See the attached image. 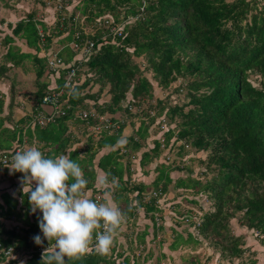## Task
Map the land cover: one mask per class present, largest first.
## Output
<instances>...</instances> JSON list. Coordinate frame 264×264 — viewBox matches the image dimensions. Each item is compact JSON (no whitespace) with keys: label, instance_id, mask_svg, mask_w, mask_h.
I'll list each match as a JSON object with an SVG mask.
<instances>
[{"label":"trees","instance_id":"16d2710c","mask_svg":"<svg viewBox=\"0 0 264 264\" xmlns=\"http://www.w3.org/2000/svg\"><path fill=\"white\" fill-rule=\"evenodd\" d=\"M6 1H15V5L30 1L40 6L48 2ZM75 1L80 2L79 11L85 20L104 24L105 20H110L113 26L116 25L119 8L127 6L124 18L130 16L134 21L123 26L120 35L111 33L109 28L106 32L97 29L94 34L85 33L74 26L76 16L68 12L70 7L75 6ZM61 3L63 10L55 14V22L68 32L66 41L77 44L78 48L87 42L93 43V53L77 70V77L81 73L84 78L65 89V98L71 109L65 116L44 127H24L23 121L13 120V103L18 92L14 84L10 85L7 113L1 116L4 94L0 93V152H9L12 144L19 146L25 137L29 141L35 139L43 142L46 148L55 145L56 153L63 152L69 145L65 135L66 121L73 117L77 108H86V101H92L100 114L122 112L128 117L143 115L145 120L139 121L135 136L129 137L124 145L131 152H138L143 147L142 141L149 137L148 128L155 124L158 117L168 116L169 125L174 123V127L166 133L157 132L152 149L141 153L140 168L159 157L161 137L167 150L174 139L175 142H185L195 152L207 153L202 173L204 181L188 177L175 183L176 188L191 191L199 197L204 195L210 204L208 210L200 214L198 222L193 224L195 233L190 232L188 237L196 244L198 237L208 242L212 253L218 254L217 264L240 259L245 253L243 233H231V219L238 216L236 222L240 228L256 232L264 239V8L258 10L255 0H61ZM139 9H143L142 14ZM25 14L15 24L6 22V25L12 36L24 40L33 53L19 54L6 50L5 54H0V79H10L15 66L24 59L32 58L37 90L29 96L23 95L33 97L37 105L50 90L48 79H54V82L59 80L60 86L64 74L51 78L46 70L47 54L53 53L51 50L39 55L41 48L47 50L53 42L48 34L49 29L46 30L42 23L46 21L37 19L33 11ZM37 26L40 28L37 29ZM59 34L56 39L61 38ZM2 41L6 46L12 38L6 35ZM75 53L78 52L66 47L65 51L58 52V56L65 63H70ZM141 57L144 69L136 62ZM145 70L152 72L156 86L164 91L179 77L191 78L183 88L187 102L182 105L175 103L168 108L157 102L156 112L151 117L150 112L154 107L149 102L153 98V84L144 76ZM251 77L255 78L254 81ZM96 85L97 91H91ZM145 102L148 103L146 109L143 108ZM131 107H142V114L131 112ZM88 123L93 122L89 120ZM122 127L111 135L102 133L98 148L116 145ZM180 148L184 149L183 146ZM85 152L87 158L84 160H77L75 152L71 158L79 166H84L87 190L92 188L90 180L94 178L92 162L96 152H92L91 146H87ZM117 152L118 148L110 150L98 160L97 167L106 173L109 181L116 178L117 190L126 193L123 198L126 205L127 195L136 192L135 207L143 208L144 214L153 223L155 234L156 230L162 229L156 226L153 216L154 212L159 211L155 197L144 202L142 194L147 187L143 184L132 185L129 178L123 179L124 172L129 177L130 161L127 160L125 165L120 163ZM55 155L53 153L48 158H55ZM168 168L162 165L155 168L157 176L152 184L160 188L157 189L158 193L163 194L171 183ZM20 195L21 206L28 207L27 196L24 193ZM3 200L7 208L0 212V217L9 219L14 213L16 201H11L6 195ZM118 200L116 194L114 201ZM32 219V224L19 232L0 225V264L15 263L17 259H10L12 254L20 256L22 264H42L45 248L36 245L33 239L40 235L43 240L39 228L42 216H33ZM145 234L143 232L140 236L141 242ZM177 237L180 235L177 234ZM178 245L173 240L169 247L176 250ZM43 246H48L46 240ZM7 248L12 249L10 257L4 255ZM91 248L80 259L65 258L66 264H116L117 257H120L112 254L101 256L94 250V244ZM254 259L251 263L258 264L255 256ZM117 264H130V261L125 257Z\"/></svg>","mask_w":264,"mask_h":264},{"label":"rangeland","instance_id":"374dc122","mask_svg":"<svg viewBox=\"0 0 264 264\" xmlns=\"http://www.w3.org/2000/svg\"><path fill=\"white\" fill-rule=\"evenodd\" d=\"M46 5L40 6L38 4L32 3V2H20V5L22 7L18 6L19 4L15 5V1H6L4 2L0 1V22L2 24L7 21V19H11L12 21H15L13 18H19L24 17L27 11H33L35 13V17L37 19L44 20L46 22H42L44 26L46 27V30L49 29L48 34L52 36L53 40L57 37V33L61 37H66L68 35L67 31L65 32L61 27L58 26L57 22H55V14L54 12V4L52 0H45ZM232 1V0H228ZM255 4L257 9L261 10L264 8V0H255ZM7 3V4H5ZM75 7L69 8L68 12H72L75 16V23L74 26H77L78 30H83L85 33H92L94 34L97 29H102V31H107L108 28L112 27L111 24H104L102 22H93L85 20L84 15H82L79 11L81 4L79 1L74 2ZM6 5V6H5ZM127 6H122L119 8V13L117 14V20H115V24L113 26H116L118 29H121L126 24L132 23L134 21V18L128 16L124 18L125 11ZM50 8L51 11L47 12L45 9ZM143 8V7H142ZM45 9V11H43ZM13 11L15 13H13ZM23 12V13H21ZM143 13V9H139V13ZM66 14V13H64ZM62 14V16L64 15ZM54 15V18H53ZM142 15H139V17ZM10 17V18H9ZM106 19L107 16H104ZM47 19V20H46ZM108 21V20H107ZM111 22L110 20L108 21ZM15 23V22H14ZM49 23V25L47 24ZM0 26L3 27V29H0V36H6L11 34V31L4 28L3 25L0 24ZM80 27V28H79ZM101 27V28H100ZM1 28V27H0ZM40 28V27H39ZM82 28V29H81ZM110 33V32H109ZM12 35V34H11ZM0 37V38H1ZM12 38V37H11ZM104 38V37H103ZM17 40V39H16ZM20 42L22 39L19 40ZM24 43V42H23ZM68 47H73V44L68 45ZM25 49V48H24ZM23 49V50H24ZM73 52H76L75 50H72ZM79 52V51H77ZM29 60V59H27ZM136 62L140 65L141 68H145L144 60L143 58L136 59ZM26 68H29L28 64L24 66ZM22 66L18 67L17 72V78L20 79L21 72L19 70L24 71L21 69ZM148 79H150L151 83L153 84V98L150 100V104L154 107V109L150 112V116L152 117V114L154 115L156 103L159 102L161 106L171 107L175 103L178 105L185 104L187 102V97H185V90L183 88H186L185 86L187 83L191 80V78H177L174 83L170 85V87L164 91L161 88L157 87L155 84V80L153 78V74L150 71H144ZM27 73V72H23ZM79 73V71H78ZM12 75V74H11ZM14 79V80H13ZM43 79V78H42ZM78 82L80 80H83V74H78ZM254 77H251V80L254 81ZM11 81L15 82L16 85L18 84L17 80L15 78H11ZM30 80H27V85ZM31 80L29 86H26L25 89H34V81ZM8 87L9 83L5 79H0V88L2 92V88ZM4 86V87H3ZM177 88V90H175ZM180 88L182 91H180ZM98 89V86H93L91 91L96 92ZM10 90V86L8 87V91ZM0 92V93H1ZM17 98V97H16ZM18 99V98H17ZM3 100H5L3 98ZM17 102V101H16ZM148 106V103L145 102V105H143V108L146 109ZM85 110H97L95 106H93L92 102H85ZM7 111V110H5ZM2 111L3 115L5 112ZM131 112L142 114V107L140 109L131 107ZM118 114V115H117ZM117 117L123 116V118L131 123V127L133 129V136L135 133V129L140 126V120H145L143 115L141 116H132L128 117L127 115L121 113H117ZM109 115V114H108ZM115 116V117H116ZM137 118V119H136ZM133 119V120H132ZM80 120V119H79ZM169 117H164L163 115L158 117L155 120V124L153 123L151 126L153 133L152 136H156L157 132L160 133H166V131L170 128L174 127V123L172 125H169ZM148 121V120H146ZM68 122V120L66 121ZM79 122V121H78ZM81 122V121H80ZM133 123V125H132ZM139 125V126H138ZM146 125V124H145ZM144 125V126H145ZM77 129V128H76ZM85 133H88L92 137L95 136L90 130L85 129ZM98 138V137H97ZM163 140V137L159 138V144H160V154L159 157H157L154 161H152V165L147 164L145 167L142 168V174H140L138 168L133 171L134 177L129 178V182L132 185L136 184H143L147 187V189L144 190V193L142 194V200L144 202H148L149 198L153 197L154 193L159 194L157 189L160 190V188L155 187L151 183V177H155L157 175V172H153V174H149L150 172L155 169V167H158L160 165L165 167H170L169 169V177L171 178V183L168 185L167 190L160 195H158V198H155L156 205L159 207L158 212H154V220L156 223V226L162 227L160 230H156L155 234H153V223L148 218V216L144 214V210L141 207H135L134 210L129 211V205L133 204V202H136L135 200V192H132L131 194L127 195L128 205L125 204L123 198L125 199V192L118 191L117 190V184L115 183L112 187H109L107 191L111 193V199L114 201V197L116 194L119 196V200L115 201V203L120 207L123 212L125 211L127 214L125 222L122 224L121 228L119 229V234L114 240V244L111 248V251L108 255L112 254L113 256H118L116 259V264L118 262H122L123 259L126 257L130 264L136 263V264H217V260L214 259V262L212 258H217L216 256L218 254L212 253L213 250L210 249V246L208 242L203 240L201 237H198L199 242L198 244L193 243L192 240L188 237L190 232L192 233L193 230V224L198 222L200 219V214H203L205 211L209 208V202L206 201L205 196L202 195L199 197L198 194H192L191 191H187L184 189L176 188L175 183L179 179H198L200 181H204V176L202 175L203 171L205 170V163H206V156L207 153L205 152H195L192 150L188 145H186L183 141H176L174 139L171 140L170 144L168 145V150L163 147L160 142ZM143 147L136 153V155H139L140 151L145 150H151V147L153 145V140L151 141H142ZM183 146L184 149H181L180 147ZM122 149L126 150V154H124L122 160H129L130 164L133 165L135 158H132V156H135L133 152H129V149L125 146L121 147ZM12 150V148H11ZM126 156V157H125ZM87 158L86 153H84L81 157V160H84ZM82 167V166H81ZM149 175V176H148ZM139 181V182H138ZM147 184V185H146ZM131 186V185H130ZM129 186V187H130ZM160 187V186H158ZM105 189V188H103ZM132 189V188H131ZM97 191V190H96ZM105 192L103 190H99L95 192L94 194H100V202H105V198H103V194ZM124 212V213H125ZM22 215V219H23ZM33 218V217H32ZM31 216L26 214L25 220L29 224L32 223L33 219ZM238 216L230 220V228L231 233L235 234H241L243 233V241H244V248L245 253L242 255V257L238 260H236L237 264H252L251 262L255 261L254 256L258 254V252L261 253V261L259 260L260 264H264V245L262 244V237L257 236L256 232L253 231H246L244 228H240L237 224ZM24 220V219H23ZM150 229L149 231H147ZM143 232H146V234L143 237V241L141 242L140 236ZM195 233V231H194ZM196 236V234H194ZM177 234L180 235V237H177ZM165 235V237H164ZM176 241V244L178 245L179 250L178 252H169L168 251V245L173 241ZM259 247L258 252L255 249V246ZM93 247V245L91 246ZM114 247V249H113ZM209 248V249H208ZM170 249V247H169ZM162 251V252H161ZM252 251H255L256 253H253ZM252 252V253H251ZM161 253L162 256L160 258L158 257V254ZM179 253V254H178ZM254 254V255H253ZM178 255V257H177ZM178 260H175V259ZM212 260V261H211ZM235 261H231L230 263L234 264ZM262 262V263H261ZM258 263V264H259Z\"/></svg>","mask_w":264,"mask_h":264},{"label":"clouds","instance_id":"9594fccd","mask_svg":"<svg viewBox=\"0 0 264 264\" xmlns=\"http://www.w3.org/2000/svg\"><path fill=\"white\" fill-rule=\"evenodd\" d=\"M123 143V141H120ZM12 172L22 173V191L28 198L33 214L39 210V228L43 234L34 242L48 246L42 264H66V259H80L94 244L101 256L110 253L126 215L111 199L107 189L117 181L104 178L99 183L106 189L105 202L98 203L86 192L88 181L79 164L70 155L46 158L35 146L17 151L9 165ZM35 185V187H33ZM136 202L129 205L131 211Z\"/></svg>","mask_w":264,"mask_h":264},{"label":"crops","instance_id":"0c3cea01","mask_svg":"<svg viewBox=\"0 0 264 264\" xmlns=\"http://www.w3.org/2000/svg\"><path fill=\"white\" fill-rule=\"evenodd\" d=\"M18 6L22 7V5H18ZM45 9H50V8H45ZM45 9H43V11H45ZM50 11H51V9L47 10V12H50ZM13 13H15V12L13 11ZM21 13H23V12H21ZM21 18H23V17L13 18L15 21H12L11 19H7L6 22H10L12 24H15L14 22H17ZM53 18H54V15H53ZM6 22L1 24V25H3L4 28L6 27L7 29H9L8 26L6 25L7 24ZM0 27H1L0 29H3L2 26H0ZM38 28L39 27L37 26V29ZM3 37L4 36H2L0 38V54H5L6 50H12L14 52H18L19 54L20 53H26V54L33 53L32 50L27 48L24 40H22L20 42L19 41L20 39H18L17 37H13L11 34H10V37H12V41L9 43V45L4 46V44H3L4 42L2 41ZM60 39L63 40V41H61V42H59V41L56 42L55 41V40H60ZM68 45H70V42L66 41L65 37H61V38H57V39L54 38L53 42L51 43L50 47L47 50H45L44 48H41L39 55H43V53L45 54V52L48 53L50 50L53 53H56L58 51H60V52L62 51L63 52V51L66 50V47H68ZM80 56H81L80 53H77V54L75 53L73 57L78 59V58H80ZM27 59H29V60H27ZM27 59L22 60V62H20V64L15 66L13 68V70H12V75H11V78H15L17 80V82H18V84L16 86V90L18 92H17V94L15 96L14 103H13L14 104V107H13V120L14 121H19V120L23 121L24 122L23 123L24 127L30 126L32 124V122L34 121V117H35V114H36V111H35L36 108L40 109L41 114L44 115V116L48 115V113L51 112V107H49V106L39 107V104H37V105L35 104L37 102H36V100L33 97L27 98L30 94H33L37 90L36 89V85H35V82H36L35 66H34V64H33L32 60H31L32 58H27ZM26 64H28L29 68L24 67V66H26ZM7 65L9 66L10 63L9 64L7 63ZM20 66H22L21 69H23L24 71L19 70L21 72V76H20V79H18L16 70L18 71V67H20ZM46 70H47V68H46ZM23 72H27V73H23ZM11 78L10 79L6 78V81H8V83H9L8 87L11 84L16 85V81L15 82L11 81ZM2 80H4V79H2ZM27 80H30V81L33 80L34 81V83H33L34 87H35L34 89H31L32 87H30L29 90L28 89H25V90L23 89L26 86H29L30 84H32L29 81L28 82L29 85H27ZM48 81L50 83L49 84V88L50 89L54 90V88H56L57 90L61 89L63 91L62 95H61V103L62 104H68L67 103V98H65V95L67 94V92H66L65 89H63L62 84L59 86V83H58L59 80H56L54 82V79H52V80L48 79ZM60 81H61V83H63V79H61ZM4 85L6 86V84H4ZM8 87L6 86L5 88H2V92L0 91L1 93L4 94L3 95V98L5 99L4 100V105H3V110L4 111L8 110L7 107H8V103H9V97H10L9 96ZM0 90H1V88H0ZM23 94H27L28 96L26 97V95L24 96ZM90 102H92V101H90ZM124 106H125V104H124ZM76 110L77 111H81V110H85V109L77 108ZM130 110H131V108H130ZM5 112H7V111H5ZM119 113H121V112H119ZM116 114H114V115L109 114L108 115V113H106L107 116L112 118V121H117V122L121 123V125L123 126L122 130H121L120 139L118 140L117 144L114 145L112 148H107V147L106 148L105 147L104 148H98L97 143H98V141H99V139L101 137L100 136H97L98 138L97 137H92L88 133H85L86 132L85 129H88L86 124L82 123L80 121L79 122L78 121H73L72 119H68V122H66L67 130L65 131V135L69 139V145L61 153H59V152L56 153L57 149L54 150L56 148L55 145L54 146H48L46 148L45 146H43V142H40V141L35 140V139H31L29 141V140H27V137H25V141L23 143H21L20 145L23 146L24 150L35 146L44 154V156L46 158H48L49 156H53V153L56 154L55 157H57V156H59L61 154H68V155L71 156L72 153L75 152L77 154L76 155L77 156V160H79V161L81 160L82 155L84 153H86L85 149L87 148V146H91L92 152H96L95 157H94L93 162H92L93 163V169H94V178H93V180H90L92 188L87 189L86 192H87L89 198L92 199V196L95 195L94 194L95 192H97L99 190H103L104 192L106 191V189H103L104 187L99 183L100 179H102V178H104L106 176V173L97 167L98 160L102 156H105L110 150H115V149L118 148V152H119L121 147H123L126 144L127 139L129 137L133 136L132 135L133 134V129L131 127V123L127 122L123 118V116L117 117ZM1 116H3V114H1ZM153 126H150V128H148L149 137L146 138L145 141H151V140L154 139V137L152 136V133H153L152 127ZM88 131H89V129H88ZM120 141H123V143H120ZM13 147H14V144H12L11 148H13ZM152 147H153V145H152ZM152 147H151V149H152ZM143 151H148V150H145V148H144ZM143 151H140L139 155H136L137 152H133L134 155H135V156H132L133 158H135V160H133L134 164L133 165H128L129 171H130L129 177L127 176V173L124 172L123 179H126V178H130L131 179V178H133L134 177V173H132V172L135 171L137 168H138L140 174H142L141 170H142L143 167H145L146 164L142 168H140L139 159H140L141 153ZM118 152H117V154H118ZM129 152H131V151L129 150ZM122 158L123 157L119 156L118 161L120 163H123V165H125L127 163V161L126 160L123 161ZM154 160H155V158H153L152 161H154ZM152 161L149 163L150 165H152V163H153ZM149 164H147V166ZM81 169L84 170L85 169L84 166L81 167ZM153 172H155V169H153V171L150 172L149 174L155 175ZM22 176H23L22 173H18V172L14 173V172H12L10 170L9 167L0 168V212L1 211H5L6 208H7V204L3 200L4 195L9 196L11 201H16L14 213H12L10 215L9 219H7V218L4 219V218L0 217V225H2V227H4L5 229L13 228L15 230V232L22 231L25 228L27 229L29 227V225L32 224V223L29 224L28 222H26V220H25L26 214H28V216L30 215L31 218L33 216L34 217H41L42 216V213L39 210H37L36 213L33 214L32 211H31L30 204H29L28 207L21 206L22 205V200H21V195L20 194L23 193L22 185H21ZM155 177H151L152 178L151 179V183L154 182ZM112 186L113 185H111L110 187H112ZM33 187H35V185ZM103 198H105V193L103 194ZM22 215H24L23 216L24 220L22 219ZM149 230L150 229H148L147 231H149ZM164 237H165V235H164ZM170 244L168 245V251L169 252H173V253L178 252L177 250H179L180 248H177L176 250L169 249ZM40 247L43 248L45 246H40ZM254 250H256L258 252L259 247L255 246ZM160 256H162L161 253L158 254L159 258H160ZM177 257H178V255H177ZM255 258L258 259V263H259V260L261 261V258H262L261 253L258 252V254L255 256ZM10 259H15V260L17 259L16 262L13 263V264H22L23 263L22 258L20 256H17V255H13L12 254ZM214 259H216V258H212L213 262H214ZM175 260H178V259L176 258ZM220 263L232 264V263H230L228 261H221V262H219V264ZM234 264H237L236 261L234 262Z\"/></svg>","mask_w":264,"mask_h":264},{"label":"built area","instance_id":"2783aa9c","mask_svg":"<svg viewBox=\"0 0 264 264\" xmlns=\"http://www.w3.org/2000/svg\"><path fill=\"white\" fill-rule=\"evenodd\" d=\"M54 4V12L60 13L63 10V5L61 0H52ZM105 24H111L107 20L104 21ZM111 33H116L118 35L121 34V29H118L116 26H112L109 30ZM77 36V34L75 35ZM72 43H70L71 46ZM72 50L79 51L80 58H73L70 63H65L64 60L58 56V52L56 53H49L47 54V62L46 68L47 71L50 73L51 78H58L60 74L63 75V89L71 88L78 82L77 79V70L78 67L81 65L82 62L87 60L90 55L93 53V43L87 42L85 46L81 48L77 47V44L73 43V47H70ZM62 90H54L50 89L47 91L42 99L39 102V107L42 106H49L51 107V112L48 115L44 116L41 114L40 109L36 108V114L34 117V121L31 125H38L40 127H44L49 123L55 122L56 119L63 117L66 115V112L71 109L68 104L61 103V95ZM153 115V114H152ZM73 121L76 119L81 122H85L87 128L96 136H101L102 133H106L111 135L116 130H119L121 123L117 121H112V118L107 116L106 114H100L96 110H81L77 111L74 110L73 117H71ZM89 120H92L93 123H88ZM25 138H23V142ZM162 146L164 147L163 140H161ZM24 150L22 145L14 146L12 150L9 152L4 151L0 152V168L9 167L10 163L12 162V158L17 151ZM126 154V150L121 149L118 152L120 157H123ZM133 158V157H132ZM159 194L154 193L153 197L158 198ZM100 194H96L92 196V199L96 202H100ZM150 199V198H149ZM95 244V241L93 242ZM47 248V247H46ZM45 248V249H46ZM12 252L11 248H7L4 250V255L9 256Z\"/></svg>","mask_w":264,"mask_h":264}]
</instances>
